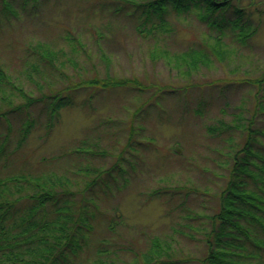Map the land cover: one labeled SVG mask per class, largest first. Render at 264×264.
I'll list each match as a JSON object with an SVG mask.
<instances>
[{"label":"rangeland","instance_id":"1","mask_svg":"<svg viewBox=\"0 0 264 264\" xmlns=\"http://www.w3.org/2000/svg\"><path fill=\"white\" fill-rule=\"evenodd\" d=\"M146 1L0 0V112L19 106L0 136L27 129L0 177L55 172L87 199L76 264L141 262L152 237L196 264L248 124L264 164V0H230L220 30L168 3L139 26Z\"/></svg>","mask_w":264,"mask_h":264},{"label":"trees","instance_id":"2","mask_svg":"<svg viewBox=\"0 0 264 264\" xmlns=\"http://www.w3.org/2000/svg\"><path fill=\"white\" fill-rule=\"evenodd\" d=\"M167 3L176 12L196 8L198 18L207 27L216 30H220L225 23L233 21L237 25L239 21L238 16L228 20L221 14L230 0H147L140 4L144 7L140 15L144 18L139 26L151 14L158 18V23H162L161 14ZM239 25L242 26V23ZM150 27L147 30H152ZM90 82L99 83L95 79ZM119 82L111 80L107 84L116 85ZM18 108L13 106L0 112V118L9 124L7 115L18 113ZM245 128L242 146L233 152L228 179L218 194L216 210L208 218V226H205L201 239L205 251L196 264H248L244 261L255 258L254 253L264 264V239L257 235V231L264 233V175L260 172L264 173V164L259 171L251 168L248 156L252 134L249 124ZM26 131L13 141V146H10L6 135L0 136V157L7 154L9 158L19 149L26 138ZM242 151L243 156L240 155ZM259 156L264 161V155ZM60 175L55 172H18L0 177V264H76L69 261L67 255L76 253L80 248L79 239L84 241L86 232L82 228L89 227L91 213L87 199L81 196L74 200L76 192L71 189L68 179ZM96 179L91 178L86 188L92 186ZM23 198H28L29 203L20 213L21 210L14 206ZM46 202L51 203L49 209L45 206ZM173 255V247L168 241L162 243L152 237L148 251L143 252L144 259L133 264H177L182 261L183 258L177 256L171 258Z\"/></svg>","mask_w":264,"mask_h":264}]
</instances>
